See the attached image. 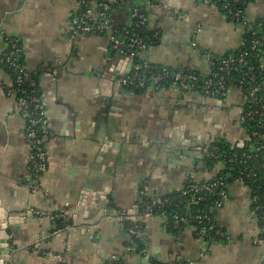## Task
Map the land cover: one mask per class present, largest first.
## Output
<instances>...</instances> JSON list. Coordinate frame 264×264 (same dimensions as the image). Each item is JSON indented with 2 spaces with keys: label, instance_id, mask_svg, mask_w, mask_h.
Here are the masks:
<instances>
[{
  "label": "crops",
  "instance_id": "crops-1",
  "mask_svg": "<svg viewBox=\"0 0 264 264\" xmlns=\"http://www.w3.org/2000/svg\"><path fill=\"white\" fill-rule=\"evenodd\" d=\"M80 1L0 0V61L7 39H20L51 130L50 168L43 179L47 195L32 193L26 184L28 119L12 75L0 64V233L10 242V256L0 253V259L7 258L6 264H264V236L242 182L229 185V200L216 213V224L227 235L223 241L199 238L195 226L174 231L157 214L142 220L136 211L143 196L158 203L183 191L192 177L201 183L217 176L222 166L210 171L205 162L214 141L249 145L244 93L232 87L227 96L214 98L176 85L125 88L120 78L128 64L112 52L108 37L74 34ZM98 1L88 0L94 11ZM154 2L161 9L147 11L148 29L157 38L141 61L202 76L213 72L212 58L239 50L248 31L264 19V0L247 5L245 24L230 22L202 0ZM113 22L131 21L119 13ZM260 73L264 81V56ZM60 212L69 223L58 232ZM120 213L142 220L136 239Z\"/></svg>",
  "mask_w": 264,
  "mask_h": 264
},
{
  "label": "built area",
  "instance_id": "built-area-1",
  "mask_svg": "<svg viewBox=\"0 0 264 264\" xmlns=\"http://www.w3.org/2000/svg\"><path fill=\"white\" fill-rule=\"evenodd\" d=\"M204 4L215 7L220 11L225 19L230 22H240L245 24V9L253 0H202ZM126 0H99L98 9L94 11L88 0L80 1L79 12L72 20L73 32L75 35H104L107 36L112 52L123 57L132 63L129 73L124 72L120 78V83L125 88L146 89L150 85L159 88H167L172 85L180 86L183 90L201 94L207 97H224L230 92L232 85L229 84V76L233 71H241L237 79L239 89L245 96V107L242 116L243 122L253 123L254 128L249 133L250 139H254L257 143L253 147L254 155L264 150V81H260V69L255 64L254 55L260 54L264 56V37L259 36L253 40V46L250 51L232 54L226 58H212L213 72L209 76H199L192 71L184 69H172L168 67L156 68L150 67L148 64L138 62V58L147 50L148 43L153 42L157 38L156 33L151 35H142V29H148L149 17L148 10L150 8L159 12L161 7L154 0H137L136 6L131 11V18L134 20L132 27H122L119 23H114L115 8L117 5L123 6ZM264 25V19L255 26L261 30ZM8 52L1 58L0 64L14 70V86L17 89L20 102L23 104L25 114L28 119L27 139L30 146L28 155L29 171L26 177V184L32 193L42 192L47 195L43 189V179L50 168V158L46 147V139L50 137V122L48 113L43 105L41 97L38 94V82L32 72L22 62V44L18 38H8ZM147 71H143V70ZM263 94V95H262ZM223 156V155H222ZM220 149L212 146V151L206 149L205 158H212L219 161L218 166H224L221 163ZM251 155H242L226 157L228 163L233 164L239 162L241 168V179L254 180L257 177L255 167L249 162ZM264 168V163L262 164ZM240 178V177H239ZM245 185V182L240 180ZM246 186V185H245ZM252 197V210L258 219V211H261V221L264 222V205L261 204L259 195L246 186ZM183 196L188 200L177 201V199H163L158 203L151 202L145 196L142 197L136 211L140 219L147 216L157 214L163 217L172 230H181L182 223L186 222V211L194 205H198L204 201L206 195L212 197V212L222 209L229 200V191L225 184L221 181H215L210 184H201L195 178H190L183 189ZM143 194V193H142ZM144 195V194H143ZM172 202H176L175 210L168 212L167 206ZM185 203V204H184ZM38 215H44V212L35 211ZM188 216V215H187ZM194 219L198 226H195L196 235L199 238L208 241H223L227 238L222 228L217 226L214 217L208 213H197ZM57 219L68 222V215L60 212L56 215ZM120 220L128 223V232L133 239L138 236L139 224L142 220H137L133 216L120 213ZM259 220V219H258ZM264 234V224L261 226ZM61 232V230H57ZM57 232V233H58ZM134 242V240H132ZM137 248V244L134 242ZM139 249V248H138ZM141 249V248H140ZM144 252V249H141ZM108 264H124L118 260H111Z\"/></svg>",
  "mask_w": 264,
  "mask_h": 264
},
{
  "label": "trees",
  "instance_id": "trees-1",
  "mask_svg": "<svg viewBox=\"0 0 264 264\" xmlns=\"http://www.w3.org/2000/svg\"><path fill=\"white\" fill-rule=\"evenodd\" d=\"M136 4H137V0H126L125 4L123 6H121V5L116 6L115 14L121 13L125 17L130 18V21H131L130 24H120V26L128 27V28L132 27V23L134 22V20H132V18H131V11L136 6ZM261 21H259V22H261ZM234 23H238V22H234ZM141 33L143 36H145L147 34H149V35L152 34V32L149 29H142ZM259 36L264 37V25H262L261 30H259L258 28H254V29L249 30L247 35H246V38L244 40V44L239 50L232 52V53H229L226 56L220 57V58H226L232 54L239 55L240 53L247 52V51L252 52L251 49L253 46V40L255 38H259ZM151 43L152 42L148 43V47L150 46ZM148 47H147V49H148ZM7 52H8V50H7ZM262 56L263 55H260V54L254 55L255 64L257 67H259V69H260V59ZM21 58H22L21 59L22 62L24 63L23 51L21 54ZM138 62L144 64V62L141 61V57L138 58ZM2 66L12 75V77L14 79V73H15L14 70H12V69L4 66V65H2ZM161 68H164V67H158V68H156V71L161 69ZM168 68H170V67H168ZM143 71H147V70L144 69ZM187 71H189V70H187ZM241 71H244V70L241 69V70L236 71V72L233 71L231 73V75L229 76V84L232 85L233 87H237V88L239 87V85L237 83V79L240 76ZM194 73L201 76L197 72H194ZM34 77L36 78L35 75H34ZM258 79L260 81H263L262 74H260ZM128 89L134 90V91L145 90V89H135V88H128ZM38 94H39V92H38ZM217 98H223V97H217ZM244 124H245V127L247 128L248 132L250 133L252 131V129L254 128L253 123L244 122ZM255 145L257 146V143L255 142L254 139H252V140L250 139L249 145H247L243 148L232 147L229 143H227L224 140L214 141L210 145V147H208L207 149H209V151H212V146L218 147L220 149V155L221 156L223 155L222 158L220 159L221 163H223V164L225 163V164H224V166H222L223 170L217 176H215L213 179L203 181V182H201V184H210V183H213L215 181H221L225 184V187L228 189L230 184L234 183L235 181L242 180L245 182L246 186L251 188V190L254 192V194L259 195V197L261 198V204L264 205V168L262 167V164L264 163V150L257 152L256 154L258 156L254 158L253 157L254 151H252V150H253V147ZM244 154H246V155L248 154V155H251V157H253V158L248 159V162L253 167H255L256 172H257V177L252 181L248 180V179H244V180L241 179L242 176H240V170H239L241 168V166H240L239 162H235L233 164H230V163H228V160L225 158V156L228 158L233 157V156H238V158L240 159L241 156ZM205 162H206V168L210 171H212L214 168L218 167V163H219L218 160L215 161L212 158H207L205 160ZM163 199H172V200L177 199V201L188 200V198H185L183 196L182 191L175 193V194H172V195L165 197ZM151 202H153V201H151ZM175 205H176V202H172L171 204H169L166 207L169 213H171L175 210ZM212 207H214L212 197H209L208 195H206V198L204 201L200 202L198 205L192 206L190 208V210L186 211L187 220H186V222L182 223V228H184L185 226H196V227L198 226L197 222L194 219L190 218L189 215H191V214L194 216L197 213H208V214H210L211 217L213 216L215 219L217 212H212V210H210V209H212ZM260 213H261V211H258V214H259L258 219H259L260 225L262 226L264 224V222L261 221L262 214L260 215ZM56 220H57L56 221V225H57L56 230H58V229L61 231L64 230L66 228L67 222H64V220L57 219V218H56ZM215 223H216V220H215ZM175 231H177V230H175ZM263 236H264V234H263Z\"/></svg>",
  "mask_w": 264,
  "mask_h": 264
},
{
  "label": "water",
  "instance_id": "water-1",
  "mask_svg": "<svg viewBox=\"0 0 264 264\" xmlns=\"http://www.w3.org/2000/svg\"><path fill=\"white\" fill-rule=\"evenodd\" d=\"M132 63L128 62L127 69L124 70V72L129 73L131 70ZM0 253L5 257V255L10 256V242H9V236L5 231H2L0 233ZM9 252V253H8ZM7 258H1L0 259V264H6L7 263Z\"/></svg>",
  "mask_w": 264,
  "mask_h": 264
}]
</instances>
